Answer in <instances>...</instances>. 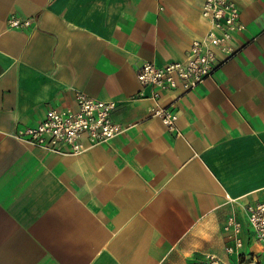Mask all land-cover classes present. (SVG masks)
Segmentation results:
<instances>
[{
    "label": "crops",
    "instance_id": "1",
    "mask_svg": "<svg viewBox=\"0 0 264 264\" xmlns=\"http://www.w3.org/2000/svg\"><path fill=\"white\" fill-rule=\"evenodd\" d=\"M236 3L234 54L154 98L138 70L186 59L210 26L201 0H0V264H193L229 246L234 217L237 255L264 246L245 210L264 196V0ZM80 91L128 129L80 155L14 136Z\"/></svg>",
    "mask_w": 264,
    "mask_h": 264
},
{
    "label": "built area",
    "instance_id": "2",
    "mask_svg": "<svg viewBox=\"0 0 264 264\" xmlns=\"http://www.w3.org/2000/svg\"><path fill=\"white\" fill-rule=\"evenodd\" d=\"M201 1L202 15L210 26L202 38L192 41L186 59L164 66L145 62L138 70V80L143 85L155 87L154 98L161 91L178 86L187 91L194 89L210 77L221 63L218 56L221 51L226 52L228 57L235 52L231 42L235 34L245 27L236 0ZM8 24L12 28H25L31 25V20L11 16ZM115 108L113 101L99 100L80 91L76 94L75 108L50 107L43 120L34 126L19 129L14 136L53 153L80 155L90 147L108 143L128 129L114 120ZM153 116L160 118L171 132L180 133L176 112L159 106L154 109ZM84 139L89 141L88 146L84 145ZM245 210L256 239L264 243V196L260 201L246 204ZM229 225L234 230L236 248L240 249L243 246L240 236L242 224L234 217ZM232 251V248L228 249V252ZM210 258V264H218L214 256Z\"/></svg>",
    "mask_w": 264,
    "mask_h": 264
},
{
    "label": "rangeland",
    "instance_id": "3",
    "mask_svg": "<svg viewBox=\"0 0 264 264\" xmlns=\"http://www.w3.org/2000/svg\"><path fill=\"white\" fill-rule=\"evenodd\" d=\"M225 237L229 243V246L223 249V245H220L217 242L214 246V253H210L207 255L200 254V257H197L198 260L193 264H210L211 256H214L215 259L219 261L218 264H264L263 245L253 243L250 247L246 248L245 252H240V254L237 255L236 253L239 252L236 251H238L239 249L235 250L230 245L232 242H234V231L231 228H225ZM229 248L233 249L231 253L228 252Z\"/></svg>",
    "mask_w": 264,
    "mask_h": 264
}]
</instances>
